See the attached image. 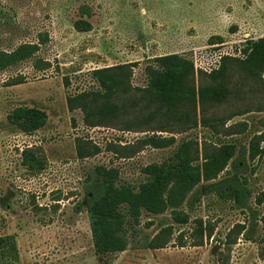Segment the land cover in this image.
Masks as SVG:
<instances>
[{
    "label": "rangeland",
    "instance_id": "rangeland-1",
    "mask_svg": "<svg viewBox=\"0 0 264 264\" xmlns=\"http://www.w3.org/2000/svg\"><path fill=\"white\" fill-rule=\"evenodd\" d=\"M83 22L90 24L89 30L77 29L75 24ZM263 35L264 0H0V50L39 44L32 58L0 71V236L13 243L0 248V264H264L261 221L252 231L255 241L233 233V242L226 244V234L247 214L215 193L203 191L191 210L182 207L189 212L185 224L171 221L168 212H143L129 247L102 256L101 263L85 210V177L94 165L117 168L120 182L137 187L144 179L142 168L162 161L174 147H139L136 141L146 135L197 139L201 152L224 141L244 144L263 131L264 90L232 61L224 77L230 94L223 103L168 111L143 89L144 67L154 56L178 53L208 67L219 55L240 56L245 40ZM211 36H220L222 43L209 44ZM38 59L50 65L36 68ZM120 64H131V88L118 99L129 101L130 109L87 125L85 113L70 110L66 97L98 89L91 71ZM199 69L194 70L195 86L214 83ZM17 78L24 82L11 85ZM19 105L43 109L46 124L30 134L21 132L6 118ZM182 112L187 116L179 117ZM90 118L96 123L95 116ZM241 122L247 124L243 132L226 134L230 125L239 129ZM79 146L91 154L79 157ZM25 148L44 159V169L31 171L23 165ZM123 148L137 151L119 157L115 150ZM246 163L241 178L251 191L252 205L264 214V196L255 204L264 193V156ZM230 170L228 166L219 177ZM161 216L174 226L170 242L158 249L138 247L144 236L159 230ZM198 218L209 222L213 232L201 245H193L199 241L194 231ZM149 220L153 224L147 226ZM180 232L184 246L177 243Z\"/></svg>",
    "mask_w": 264,
    "mask_h": 264
},
{
    "label": "trees",
    "instance_id": "trees-1",
    "mask_svg": "<svg viewBox=\"0 0 264 264\" xmlns=\"http://www.w3.org/2000/svg\"><path fill=\"white\" fill-rule=\"evenodd\" d=\"M83 13L88 9L83 7ZM82 26L75 24L78 30H89L90 24L83 22ZM220 36H211L209 44L222 43ZM39 49L36 42H24L10 51L0 50V71L32 58ZM240 56L221 57L218 69L205 74L214 83L202 86L194 84V67L192 60L178 53H167L151 58L144 67L147 84L143 87L158 107L168 111L190 105L196 108L206 103H223L228 100L230 89L224 77L230 61L236 63L246 75L257 80L264 90V35L256 39H247L240 47ZM50 64L35 60L36 68H47ZM131 64H120L91 71L92 77L99 84L96 90H84L66 97L70 110L80 108L85 113L87 125L94 126L109 118L125 114L131 107L129 101L118 102L130 88L129 78ZM23 78L13 80L11 85L23 83ZM264 111V109H263ZM240 114V113H239ZM90 116H95L96 123ZM187 116L182 112L181 116ZM7 121L21 132L30 134L43 127L47 122L46 112L36 106L19 105L6 115ZM134 121V120H132ZM196 123V122H194ZM264 124V119L262 120ZM211 127L214 126L210 124ZM236 124L230 125L226 134H239L246 129V122H241L239 129ZM264 130L253 134L244 144L236 142H221L211 148L199 152L197 139L182 138L179 141L174 136H162L153 133L136 141L139 147L166 148L174 146L168 156L160 162L147 164L142 168L144 179L137 187L120 182L119 171L115 167L102 164L94 165L85 177V210L88 214L89 228L94 254L101 263V257L111 253L122 252L130 245V237L136 231L143 212L160 216L169 213V219L177 224H185L189 220L188 210L200 201L202 192L215 193L220 199L232 202V205L245 211L246 218L242 223H236L226 234V244L232 243L231 234H241L245 240H253L252 231L259 221L264 226V214L251 203V191L246 186L241 171L248 160L264 156ZM112 151V147L108 148ZM117 151L119 157H130L137 150L123 148ZM97 151V149H95ZM78 156L91 154L78 147ZM94 153V152H93ZM23 165L31 171L45 168L44 159L33 152L31 148L21 151ZM231 166L226 176L220 173ZM264 193L255 198V204L260 205ZM167 218L159 217V230L153 236H144L138 247L158 249L165 247L174 233V226L166 222ZM153 220L147 222V226ZM195 234L199 241L193 245H201L204 236L210 237L213 227L201 218L196 220ZM179 246H184L183 233L176 236ZM12 247L10 237L0 236V248L4 245Z\"/></svg>",
    "mask_w": 264,
    "mask_h": 264
},
{
    "label": "built area",
    "instance_id": "built-area-1",
    "mask_svg": "<svg viewBox=\"0 0 264 264\" xmlns=\"http://www.w3.org/2000/svg\"><path fill=\"white\" fill-rule=\"evenodd\" d=\"M222 56H224V55H219V56L217 57V59L215 60V63H213V64H212V63L209 64L210 66H208V67L196 66V65H195V62H193L194 70L197 71L198 68H200L199 70L204 71V72H206V73H210V72H212L213 70L218 69V67H219V65H220V61H221V57H222Z\"/></svg>",
    "mask_w": 264,
    "mask_h": 264
}]
</instances>
